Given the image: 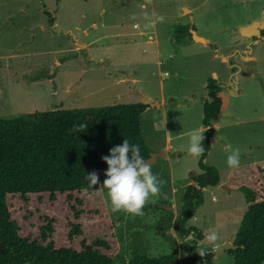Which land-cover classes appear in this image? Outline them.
<instances>
[{
  "label": "rangeland",
  "instance_id": "rangeland-1",
  "mask_svg": "<svg viewBox=\"0 0 264 264\" xmlns=\"http://www.w3.org/2000/svg\"><path fill=\"white\" fill-rule=\"evenodd\" d=\"M263 20L264 0H0V117L150 105L141 133L149 152L159 153L151 170L165 181V196L151 197L143 215L113 212L102 187L107 177L99 175L119 241L115 264L136 255L183 258L196 240L179 237L174 220L187 185L202 173L188 134L204 126L210 77L228 98L204 159L219 182L203 189L187 224L202 232L197 241L215 231L218 247L233 243L247 208L244 190L264 194V37L251 34ZM185 25L207 42L179 34ZM76 40L86 48L76 50ZM236 148L240 164L230 168ZM204 246L210 264H233L228 250Z\"/></svg>",
  "mask_w": 264,
  "mask_h": 264
},
{
  "label": "trees",
  "instance_id": "trees-1",
  "mask_svg": "<svg viewBox=\"0 0 264 264\" xmlns=\"http://www.w3.org/2000/svg\"><path fill=\"white\" fill-rule=\"evenodd\" d=\"M52 22V19H50ZM189 36V26L178 29ZM254 39L264 37V25ZM208 99L203 102L204 154L199 157L202 173L193 177L182 197L174 220L176 233L196 240L187 256L136 255L118 264L212 263V253L200 257L197 240L203 234L187 222L203 203L202 191L219 182L215 167L204 159L214 134L211 121L221 112V86L208 78ZM149 103L35 111L0 117V264H115L119 241L99 182L90 186L85 178L98 168L101 159L124 139L138 144L146 159L149 149L141 133V115ZM86 124L82 132L74 125ZM99 175V174H98ZM247 208L229 249L233 264L264 262V194L244 190Z\"/></svg>",
  "mask_w": 264,
  "mask_h": 264
},
{
  "label": "clouds",
  "instance_id": "clouds-1",
  "mask_svg": "<svg viewBox=\"0 0 264 264\" xmlns=\"http://www.w3.org/2000/svg\"><path fill=\"white\" fill-rule=\"evenodd\" d=\"M163 17L158 20L163 21ZM88 125H74L72 131L82 132ZM204 135L201 129H194L188 134V152L193 157H200L204 154ZM101 159L107 164L103 181V188H106L112 211H124L133 215H143V208L151 197L165 196L162 188L165 184L163 178L154 174L151 164L141 155L138 144H130L127 139L118 146H113L108 155ZM227 164L230 168L239 167L240 150L232 149L227 156ZM90 186L94 187L99 182V175L93 171L85 177ZM195 236V233L191 234ZM219 235L215 231H209L203 241H197V253L200 257L207 255V248L204 245L218 247Z\"/></svg>",
  "mask_w": 264,
  "mask_h": 264
},
{
  "label": "water",
  "instance_id": "water-1",
  "mask_svg": "<svg viewBox=\"0 0 264 264\" xmlns=\"http://www.w3.org/2000/svg\"><path fill=\"white\" fill-rule=\"evenodd\" d=\"M258 24V23H257ZM264 25V20L260 22V24H258V27H256V29L258 28L259 30L263 27ZM244 29H247V28H244ZM255 29V30H256ZM253 30L251 32V34L254 36V35H257L259 33V30L258 31H255ZM189 32L191 34V38L194 42H197V43H205V38L198 35L196 33V31L192 28V27H189ZM219 95L222 99V104H221V110H222V106L224 104V101L225 99H227L225 97V95H223L221 93V91L219 92ZM159 155V153H156V152H149V155L148 157L145 159V160H148V163L151 164L155 159L156 157ZM107 169H103V168H98L97 171H98V174L99 175H104L105 172H106ZM165 209H172V207H167V206H163ZM237 248V245L233 244V243H230V242H226L224 243L221 247H218L216 248V253H220V252H224L225 250H229V249H236Z\"/></svg>",
  "mask_w": 264,
  "mask_h": 264
},
{
  "label": "crops",
  "instance_id": "crops-1",
  "mask_svg": "<svg viewBox=\"0 0 264 264\" xmlns=\"http://www.w3.org/2000/svg\"><path fill=\"white\" fill-rule=\"evenodd\" d=\"M52 25H55V22L52 24ZM77 42H76V50L79 48V49H85L86 48V44L85 43H80L78 40H76ZM207 42V39L205 38V43ZM213 76L214 77H217V75L215 74V73H213ZM228 99V98H227ZM148 102H150V101H148ZM154 104H157V106H160L161 105V103H154ZM211 126H213V127H215V121H213L212 123H211ZM206 127L205 126H201L200 127V129L203 131L204 129H205ZM212 142V139H210V143Z\"/></svg>",
  "mask_w": 264,
  "mask_h": 264
}]
</instances>
